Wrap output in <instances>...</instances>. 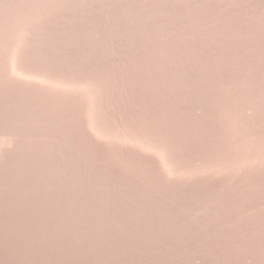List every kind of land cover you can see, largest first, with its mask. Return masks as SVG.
Masks as SVG:
<instances>
[{"label":"rangeland","instance_id":"1","mask_svg":"<svg viewBox=\"0 0 264 264\" xmlns=\"http://www.w3.org/2000/svg\"><path fill=\"white\" fill-rule=\"evenodd\" d=\"M0 264H264V0H0Z\"/></svg>","mask_w":264,"mask_h":264},{"label":"bare ground","instance_id":"2","mask_svg":"<svg viewBox=\"0 0 264 264\" xmlns=\"http://www.w3.org/2000/svg\"><path fill=\"white\" fill-rule=\"evenodd\" d=\"M17 90V89H16ZM4 93V92H3ZM14 93V92H13ZM25 94V93H24ZM23 95V94H22ZM28 95V94H27ZM4 96V95H3ZM12 96H14V95H12ZM26 96V95H25ZM35 97V96H34ZM6 98V97H5ZM10 98V97H9ZM13 98V97H12ZM11 98V99H12ZM16 99H17V97H16ZM23 99H25V98H23ZM29 99V98H28ZM13 101V100H12ZM18 102V101H17ZM42 102V101H41ZM23 103V102H22ZM26 103V102H25ZM24 104V103H23ZM31 104V103H30ZM25 105H27V104H25ZM30 106H32V105H30ZM34 106V105H33Z\"/></svg>","mask_w":264,"mask_h":264}]
</instances>
